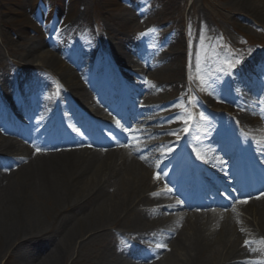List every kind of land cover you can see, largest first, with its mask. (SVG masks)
Returning a JSON list of instances; mask_svg holds the SVG:
<instances>
[{"label": "bare ground", "instance_id": "1", "mask_svg": "<svg viewBox=\"0 0 264 264\" xmlns=\"http://www.w3.org/2000/svg\"><path fill=\"white\" fill-rule=\"evenodd\" d=\"M35 1L32 0L31 3ZM51 1L52 7L56 6L57 3L60 4L59 14L64 16V20L73 21L76 19L77 11L74 10V0H69L70 3L67 6H63L62 2H58V0ZM233 1L234 5L244 13L264 23V0ZM11 2L13 4L9 7L13 8L12 11L16 14L14 20H18L19 25L22 24V27L20 26L18 29L23 31L22 29L28 24L24 1L12 0ZM106 4L108 6L113 5L110 0ZM18 7L22 8L24 12L19 11ZM20 14L23 15V20L18 19L22 17ZM121 42L123 40H120L119 43L114 42L113 47L115 49L113 50L120 56H124L126 52L122 53L119 48L116 49V47H120ZM96 51V47L95 49L91 47L89 51L90 61L85 65L88 71L92 67L95 69L88 72L95 80L98 74L97 62L92 67L91 62L98 61L100 58V54H97ZM25 56L29 74L45 76L42 71L36 73L32 66L34 61L38 60L41 65L46 67V72L58 74L63 81L69 84L70 87H66V89L70 91L83 90L81 83L75 81V77L72 78L69 68L63 64L64 61L59 60L56 54H48L44 49H40V45L34 44L28 48ZM86 61L88 59L84 62ZM83 69L80 68L81 72ZM126 75L129 76L128 73ZM45 82H47L46 79ZM135 83L138 84V80L133 82V86ZM112 89L115 90V87ZM134 91L145 94L150 89L145 87L143 92L139 89ZM163 99L165 96L161 98V101ZM135 112L134 115H137L139 109H136ZM154 121L155 119L152 118V122ZM24 137L30 143L42 139L40 136H34L30 129L26 131ZM13 149L27 151L21 145H12V143L0 139V153H7ZM85 154L81 151L41 157L40 160L31 162L0 180V245L18 250L19 260L23 259V254L20 253L23 245L29 246V242L34 245L33 242L42 241L45 233L49 230L42 226L41 217L37 215L40 203L46 204V215L49 216L50 212H53L54 221L59 223L58 229L66 232L70 239L73 236L76 238L88 236V241L96 240L104 236L103 234L107 233L109 226L116 222L121 229V231L118 230V233L123 238H129L132 247L136 246L137 241L152 237L151 227L141 226L145 223L143 220H146L143 216V210L137 207L141 199H137V203L134 205V200L142 193V188L148 184L146 173L138 165L129 164L130 162L125 160L113 169H108L102 165H97V168L96 166L94 168L91 163L92 160L87 158ZM105 170L106 174L109 175V182L112 179L113 182L117 180V189L112 195L108 194L106 184L100 185L101 174ZM116 194L117 196L114 197ZM73 208L74 210H72ZM119 211L123 212L124 215L120 219L113 218V214ZM261 222V234L264 235V208L262 209ZM201 224L197 219L192 220V234L181 229L180 232L175 231L168 233L165 237L161 236L157 241L158 248L162 246V242H165L166 245L167 238L171 239L167 256H175L170 257L174 260L173 264H237L236 259L244 258L243 247H239L240 242L239 244L232 242L227 246L224 245L226 239H224L223 228L218 231L219 234L213 235V231L206 230ZM241 226L244 233H257L253 227L248 228L243 224ZM57 227L58 225H55V228ZM100 227H102L100 232H94ZM115 238L119 237L115 235ZM59 249L60 247H57L55 251ZM114 249L107 244L100 253V256L108 261V264H110L111 251ZM140 250L143 253L147 252V249L140 248ZM251 250L255 249L252 248ZM99 252L100 249L94 255L98 256ZM179 255L183 256L179 257Z\"/></svg>", "mask_w": 264, "mask_h": 264}, {"label": "rangeland", "instance_id": "2", "mask_svg": "<svg viewBox=\"0 0 264 264\" xmlns=\"http://www.w3.org/2000/svg\"><path fill=\"white\" fill-rule=\"evenodd\" d=\"M11 1L0 0V81L5 86H8V88L16 84L15 75L12 76L14 71L13 64H15V61L17 63L21 62L23 65L25 64L23 55L30 47L29 43H45L50 40L47 35H43V32L39 33L34 31V29H30V25L27 27L29 30H33L31 36L28 29H25L23 36L17 35L14 30L18 27V20H14V17L16 19V14L12 11L13 8L9 7L13 4ZM23 1L25 7L30 3V0ZM108 1L77 0V3H75V10L78 12V16L76 17L77 22H73L69 27L65 28L60 19H56L58 21L57 27H53L49 34L52 36L53 42L59 43L66 50L70 46V42L74 41L70 37L74 38L76 35L82 36L78 32L83 30L86 24L89 31L95 37L103 36L106 38L109 36V40L113 37L114 40H122L120 37L126 38L133 33L131 36L135 38H132L131 47L135 49V47L141 45L139 40L141 42L144 40V38H140V35L146 33L144 36L149 37V42L146 40L143 43L144 50L148 53L151 51L150 40L154 38L156 45L153 47L150 55L152 56V52L162 51L164 53L162 60L164 64L162 66L163 70L160 67L153 71L148 70L147 78L144 79L150 81L149 78H152V73H157L158 80L160 81H165V78H168V81L173 80L170 85L179 84L181 78L186 80L195 77V72L202 66V62L208 61V57H205L208 54L206 51L207 44L216 36V33L224 35L228 32H233L234 34L241 33V36L236 34V36H239L238 40H240V43L257 41L264 45V24L257 18L237 8L233 0H157L158 8L154 15L147 13L144 6L140 10L135 2H126L127 6L125 7L119 1L113 6H108L106 4ZM190 1H192V4L190 3L191 7L188 9V20L186 22L189 32L187 31V38H185L180 32V16L186 13ZM160 3L163 5L162 7ZM18 9L24 12L22 8L18 7ZM141 13H144L145 16ZM32 15L33 12L30 11L28 18H31ZM18 19L23 20V15ZM85 20H90V22H86ZM140 20L142 21L137 25V22ZM95 23L98 24V29H101L98 32L94 31L95 27L93 28V26ZM199 23L203 28L200 33L196 34V26ZM60 26L61 28H59ZM253 27L262 28L261 32L259 34L256 33ZM26 34L28 38H26ZM135 34H139L138 37ZM93 38L87 36L84 41H89ZM126 52L133 53L134 55L136 53L129 49ZM130 53L129 55L133 59ZM135 56L145 58V54L142 56L136 54ZM166 63L168 68L166 67ZM35 64L38 65L40 63L35 62ZM214 64L216 68L220 67L218 61L214 58V63L207 62V68L214 69ZM74 69L72 70L73 75H71L73 79L74 75L78 77L79 73L76 68ZM80 79L84 80L81 77ZM86 83L93 87V89H90L92 93L94 92L93 90L97 88L98 91L104 85L100 80L96 82L91 80V83L88 81ZM203 88L204 86L201 85L198 89L201 90ZM165 90H169V86L163 85V83L151 86V92L154 96H158ZM45 92L46 90L43 88H36L33 91L25 93L18 91L17 94H14L10 98L15 100L17 105L25 109H35L31 106L35 104V98L43 95ZM37 110L41 111L38 107ZM30 114L37 116L33 112ZM38 117L43 120L42 116L38 115ZM45 205V203H40L37 210V215L41 217L42 226L49 229L45 233L43 240L41 242H33L34 245H31L29 241V246L23 245L20 249V253L23 254V259L21 260L18 258V250L13 247L0 245V264H108V261L101 257L100 254L98 256L94 255L97 252L98 246L92 243L93 241H88V236L81 238L73 236L70 239L66 232L55 228L53 224L54 214L50 212L49 216L46 215L47 208ZM123 214L121 211L116 212L113 214V218L120 219ZM117 227H120L118 223H112L109 226L110 229ZM101 229L102 227L97 228L94 232L98 233ZM110 240V236H104L100 242L108 243ZM57 247H60V249L55 251ZM162 264H172V262L170 259H167Z\"/></svg>", "mask_w": 264, "mask_h": 264}, {"label": "snow or ice", "instance_id": "3", "mask_svg": "<svg viewBox=\"0 0 264 264\" xmlns=\"http://www.w3.org/2000/svg\"><path fill=\"white\" fill-rule=\"evenodd\" d=\"M149 31H154V30H149ZM146 33H142L141 35H145ZM200 116H201V119H206V117H204V115H203V113H201L200 114ZM118 125H119V121H117L116 122ZM173 135H175V133H173ZM37 151H40V149H37ZM197 155H198V157L200 158V159H204V157L203 156H200V154L199 153H197ZM142 159H144V157H141ZM168 191H171V189H168ZM243 203H246L247 201H242ZM261 243H264V240H261L260 241ZM245 245H249V243H250V241H248V240H245ZM247 264H259V262H257V261H249V262H247Z\"/></svg>", "mask_w": 264, "mask_h": 264}]
</instances>
